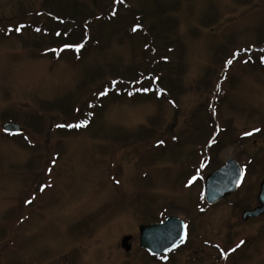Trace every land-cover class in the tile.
Returning a JSON list of instances; mask_svg holds the SVG:
<instances>
[{"label": "rangeland", "instance_id": "1", "mask_svg": "<svg viewBox=\"0 0 264 264\" xmlns=\"http://www.w3.org/2000/svg\"><path fill=\"white\" fill-rule=\"evenodd\" d=\"M73 5L102 16L73 25L45 11ZM74 32L90 37L80 50L52 46ZM263 36L264 0H0V264H217L229 248L230 263L264 264V216L241 221L264 177ZM140 65L152 69L137 83L113 82ZM164 77L177 104L160 97ZM70 99L81 126L60 110ZM7 115L23 135L4 134ZM228 158L251 161L244 184L207 206L205 179ZM169 215L191 227L163 263L139 227Z\"/></svg>", "mask_w": 264, "mask_h": 264}, {"label": "water", "instance_id": "2", "mask_svg": "<svg viewBox=\"0 0 264 264\" xmlns=\"http://www.w3.org/2000/svg\"><path fill=\"white\" fill-rule=\"evenodd\" d=\"M6 133L21 134L23 128L15 122L3 124ZM241 179V168L233 160L228 159L226 165L212 173L206 181L205 197L209 204H215L232 194ZM260 207L253 211L245 212L243 219L256 218L264 214V180L259 194ZM185 236V224L176 217L171 216L159 224L143 225L140 227V247L149 251L153 255H163L175 248ZM131 236H126L122 240V248L129 252L132 248Z\"/></svg>", "mask_w": 264, "mask_h": 264}, {"label": "trees", "instance_id": "3", "mask_svg": "<svg viewBox=\"0 0 264 264\" xmlns=\"http://www.w3.org/2000/svg\"><path fill=\"white\" fill-rule=\"evenodd\" d=\"M61 7H62V9H65V6H61ZM72 8H73V11L61 10L60 9V6H59L55 10L52 9V11H49V9H45V11H48L49 14H51V17H55V18H57L59 20H63L64 22H68V24H73V25H79L81 23L82 24H86V23L87 24H90L93 19L96 20V19H98V18H100L102 16V15H95L96 13H94V12H91V13L83 12V13H81L82 15H79L78 16V14L76 12H78L79 7L77 8V6H74L73 5ZM107 9H109V8H107ZM74 10H75V12H74ZM75 32H74V36L73 37H71V36L70 37H56L55 39L52 40L55 43L52 46L53 47L57 46L55 48H60V47L61 48H65L67 46H75V45H78L79 44L78 42L80 40H82L84 37H82V35L75 34ZM144 32H145L144 33V36H145L144 38L146 39L147 42H148L147 38L156 37L149 30L148 31L145 30ZM151 41H152V43L149 42V46L151 48L152 55L154 56L156 54V51L157 50H160L161 47L154 46L153 45L152 38H151ZM172 44H174V43H172ZM263 44H264V41H259V42H257V45L256 46L257 47H260ZM238 59H241V57L240 58L238 57ZM151 64L153 65L152 62H151ZM144 66H148V65L144 64ZM149 66H150V68L147 69L145 67L143 68V66L140 65V66L136 67L133 70L128 69V70L124 71L123 73H118V74H116V77H114L113 82H117V84H119L121 81L122 82H126V83H136L139 80V75L141 73L148 74L147 71L152 69V66L151 65H149ZM153 72H154V74H151L152 77L157 76L156 73H160V71L157 70V69H155V68H154V71ZM210 74H211V72H209L208 75H207V77L205 78V80H206L205 81V84H207L208 88L211 87V81H210V76H209ZM176 83H177V81H169L165 77L162 78V79H160V81H159V85L161 87H163V89H164V91L166 93V96L168 98H171V100L173 101L174 104H177L176 103V101H177L176 97H177V95L179 93L178 90H179V87H180V85L179 84H176ZM165 84L168 86V89L165 88V86H164ZM213 93H216V92L214 91ZM59 103H62V104H60V110L63 111L64 113H66L67 114V117H69V116L70 117H73L75 119L74 121L77 120L76 122H73L74 124L75 123H81L83 121V120H81L82 119V115H81L82 108L79 110L80 113H79V111L77 112V107L74 106V103H75L74 99H70L67 102L66 101H64V102L63 101H60ZM74 113H75V115H74ZM8 116H10V115H7V117L4 116L5 119H7V120L10 119V120H15L16 121L15 118L8 117ZM37 123H38V125H40V122H37ZM63 125H65V123H63ZM205 130L207 131V127L205 128ZM215 148H213V149H215ZM211 151H213V150H211ZM215 161H216L215 159L214 160L212 159V161H211V165L210 166L212 167V169L215 167V165H214L215 164L214 163ZM212 162H213V165H212ZM166 217L167 216H165L163 218H159L158 216H156L155 217L156 219L153 222H160V221L164 220Z\"/></svg>", "mask_w": 264, "mask_h": 264}, {"label": "flooded vegetation", "instance_id": "4", "mask_svg": "<svg viewBox=\"0 0 264 264\" xmlns=\"http://www.w3.org/2000/svg\"><path fill=\"white\" fill-rule=\"evenodd\" d=\"M245 178H246V175H245V177H244V179L242 180V182H241V184H240V186H239V188L241 187V186H243V184H244V181H245ZM238 188V189H239ZM256 208V207H255ZM255 208H253V209H250V210H245L243 213H242V215H241V221L242 222H244V223H246V222H249V221H253V220H256V219H258V218H261V217H263V216H260V217H258V218H254V219H247V220H243L242 219V216H243V214L245 213V212H247V211H251V210H254ZM237 244V246L236 247H238L239 248V250L240 249H242L241 247L242 246H244L245 244H246V242L244 241V242H240V243H236ZM220 250V253H221V255H220V258H219V261H218V263L217 264H250V262H242V261H244V260H246L247 259V257L249 256H242L241 257V259H240V261L238 260V262H235L237 259H235V261L234 262H232V263H230V261H231V257L233 256V254L235 255L237 252H236V249L235 248H233V249H231V248H229V249H227L226 251L225 250H223V249H219ZM244 253V252H243ZM243 253H240L239 255H242ZM250 257V256H249ZM251 258V257H250Z\"/></svg>", "mask_w": 264, "mask_h": 264}, {"label": "snow or ice", "instance_id": "5", "mask_svg": "<svg viewBox=\"0 0 264 264\" xmlns=\"http://www.w3.org/2000/svg\"><path fill=\"white\" fill-rule=\"evenodd\" d=\"M229 63H231V61H229Z\"/></svg>", "mask_w": 264, "mask_h": 264}]
</instances>
